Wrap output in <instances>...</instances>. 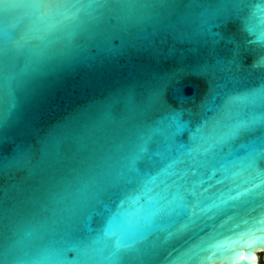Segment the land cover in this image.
I'll use <instances>...</instances> for the list:
<instances>
[{
  "label": "water",
  "instance_id": "1",
  "mask_svg": "<svg viewBox=\"0 0 264 264\" xmlns=\"http://www.w3.org/2000/svg\"><path fill=\"white\" fill-rule=\"evenodd\" d=\"M0 264H264V0H0Z\"/></svg>",
  "mask_w": 264,
  "mask_h": 264
}]
</instances>
